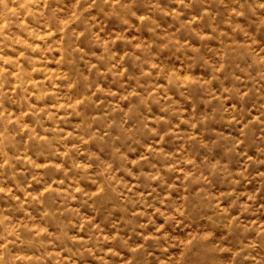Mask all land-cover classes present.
I'll return each instance as SVG.
<instances>
[{
  "label": "clouds",
  "instance_id": "1",
  "mask_svg": "<svg viewBox=\"0 0 264 264\" xmlns=\"http://www.w3.org/2000/svg\"><path fill=\"white\" fill-rule=\"evenodd\" d=\"M134 2L135 0H72L67 8L60 6L49 8L50 0H24L20 7H27L26 15L45 17L43 21L45 30L41 31L28 26L29 35L35 36L36 40L46 41L48 37L59 31L61 37L54 41V44L61 55L56 58V62L58 65L66 62L69 67H57L52 70V68L47 67L49 58L43 57V55L41 57L27 56L26 50L20 51L16 57H3L6 63L15 62V71L0 65V105L3 103L2 98L7 97L10 93H15L17 88H20L23 93H27L22 97L27 103V107L18 115H13L7 109L0 110V118L5 123L4 131L0 132V138H2L0 143L8 139L6 135L7 125L15 123L21 131L28 130L29 139L35 138L47 144L56 141L57 143L52 145L54 149L52 155L53 157H60L59 160L51 159L38 164L35 159L27 154L26 149L15 157L3 152V159H0V170L15 168L12 160H19L25 165L16 168L11 173L13 178L17 174L24 175L31 170V174L26 177L27 182L20 185L25 196V199L21 200L20 203L21 207L33 202L41 205L40 220L48 216H55L57 213L63 215L65 212H72L80 216L78 231L87 230L89 235L87 239H84L81 235L74 234L70 237L71 240L86 244L88 240L93 239V230H97L94 233L96 240L113 242L112 246L100 249L105 253L104 256L99 257L103 264H133L134 255L117 262L106 259L109 253L113 256H123V253L115 247L117 241L129 247V250L134 254L146 250L149 241L153 242V246L160 249L161 252L182 246L183 251L180 255L183 256L184 252L190 250L194 240L206 241L215 235L213 228L209 227L208 224H196L197 218L210 221L212 225L226 221L225 227L231 230L233 226H241V213L250 208L248 200L255 198L254 194L237 193L235 188L211 191L210 189L214 187L213 179L217 173H223L227 176L232 175V173L227 169V162L222 163L218 159L209 160L207 156L198 159V153L193 151L191 142L195 141L202 146L207 145L208 142L203 140L195 130L208 120L215 119V113L221 111L223 119L229 122L234 121L240 125L238 137H232L230 134L226 137L234 140L229 150H233L244 143L245 129L248 124L259 121L261 116H264V111L253 115L251 120L245 121L242 115L239 119L237 118L241 109H238L236 104L225 106L224 102L230 98L233 92L238 95L241 102L253 90L264 96V92H261V88H264V83H261L264 81V47L258 50L251 48L250 45L255 44L256 41H248L245 45L247 51L243 55H248L252 59L247 67H241L232 54L236 53L237 47L244 42L236 41L234 38L227 42L220 40L219 45L208 48L218 57L217 60L213 61L202 56L201 44H192L187 39L180 40L175 33H165L170 41L175 42L178 50L187 47L192 54L185 53L183 58L178 57L179 63L160 62L154 58L156 53H149L153 41L146 42L137 36L125 35L129 28L134 26L127 17L130 14L139 22L151 20L156 23L153 16L156 11H161L165 15L177 19L183 15V12L179 8H161L159 0H150L147 11L138 13L131 7ZM177 4L188 6L185 4V0H177ZM257 6L264 8V0H259ZM58 13L64 15H57ZM232 13L235 15L243 14L242 10L236 8L232 9ZM113 16H120L122 22L128 27L122 31L106 30L108 20ZM198 19L201 17L193 16L191 19L181 21V26L185 24L191 26ZM52 20L57 22V27L51 26ZM21 24H26V21L22 20ZM73 25L77 26L73 27ZM191 30L196 33L201 41L214 38L211 33L199 32L196 29ZM178 31L179 29H176V32ZM221 35L231 34L222 31ZM81 38L98 45L100 51L86 52L78 43ZM65 39L69 41L68 46H64ZM215 39H219V37H215ZM117 41H126L131 45V49L113 50ZM133 41L136 42L133 43ZM16 42L25 45L26 49L40 50L42 53L53 48V45L42 48L39 43H30L19 36L16 37ZM65 52H68L69 57H72L73 53H81L79 59L84 62L87 71H82L78 65L73 69L72 65L76 61L74 58L65 61ZM21 57L28 59L32 63V67L23 68ZM127 58L139 61L141 67V71L135 77V83L130 87H125L128 82L123 80V77L128 73V65L125 63ZM199 58H203L205 63L209 65L210 72L208 75H205L203 71H196V62ZM41 60L43 63H39ZM101 64L104 66L101 67ZM254 66L256 67L255 73L250 71ZM235 69H239L244 75L237 74ZM94 70L97 74L111 73L114 78L121 79L120 88L105 87L101 82L92 81L91 77ZM34 72H42L44 75L32 78L31 74ZM9 76L15 78L12 81V87L4 88L3 85L8 82ZM25 76L28 78L25 79ZM141 77L154 78L145 83L142 82ZM229 77H231L232 83L226 84L225 81ZM60 81L64 83H59ZM214 81H219V88L213 86ZM236 81H242V83L237 85ZM48 83L51 84V87H48ZM29 85L32 86L31 89ZM80 86H82L83 91L74 95L72 90ZM61 88L64 89L63 92L60 91ZM197 90L203 94L195 96ZM98 93L103 95L96 99ZM33 96L36 97L37 101L46 96H53L55 102L33 103L30 99ZM111 97L116 99H111ZM125 101L128 102L127 106L124 104ZM213 101H217L218 106H213L210 111L197 114L198 103L203 102L208 105ZM89 103L97 106L103 105L105 110L100 113H93L91 117L92 121L104 120L103 131L100 128H94L91 121L85 123L84 120L71 122L72 127L62 126L70 123L69 118L73 115H82V106ZM141 104L147 107V112L140 111L139 106ZM152 104L157 105L159 110L152 112ZM185 104H190V107H185ZM261 108H264V104L261 105ZM117 113L122 115L117 116ZM223 113H228V115L225 116ZM29 115L35 118V124L23 122L24 117ZM46 121L51 123H45ZM261 122L264 123V121ZM182 124L189 127L181 128ZM37 125L43 129L42 132L36 131ZM113 128L117 130L115 134L112 132ZM145 130L151 139L143 145V151L139 154L129 155V150H121V147L116 144L121 133L124 134L125 138L135 137L136 142H140L136 134L138 132L144 133ZM169 135L176 136L181 140V143L173 150L166 151L164 148L165 138ZM69 140L72 142L69 143ZM94 140L110 144L111 155L105 157L101 155L102 150L90 148L89 145ZM240 155L245 156L246 159L244 167L237 170V176L244 177L249 162L254 161L255 158L247 155L246 152H241ZM150 158L165 159L167 163L162 166L164 171L151 163ZM65 161H67V166ZM255 162L264 163V159ZM145 164L151 165L149 170H145ZM49 168L55 172L62 171L64 175L60 179H56L55 175H51L50 179H45L49 175L45 170ZM151 169H155V171ZM69 172H76L77 174L69 176ZM171 173H175V175L169 181L167 177ZM258 174L264 175V170ZM64 177H67V181ZM140 177H144L145 180L141 181ZM82 181H86L87 185H94V187H89ZM156 181L159 183H153ZM33 182L41 186L37 190L29 191V187L32 189ZM229 183L238 184L239 179L234 176ZM163 185H167V188L161 193L159 188ZM0 191L12 194V189L8 186L0 187ZM174 191L177 192L176 195H173ZM113 193L123 202L143 205L142 208H136L132 215L148 217L138 227L145 229L149 225L153 227L150 231L138 233L143 237L139 243L128 245L129 237L122 236L119 229L109 235L96 223H93L94 216L89 218L81 214L79 206L77 208L71 207L72 201H80L81 206L88 204L89 207H94L98 200H105ZM234 193V199L225 205L223 203L225 197L233 196ZM242 195H246L247 199L240 202L239 212L233 213L231 211L232 206ZM57 197L60 198L59 201H57ZM149 197L151 200L148 199ZM13 199L20 200V197L13 195ZM51 204L58 206L53 208ZM148 208H151L152 211H146ZM203 209H210L206 216L202 213ZM23 211L27 219L20 217L12 223H6L11 220V217L0 216V224L4 225L5 233L3 236L4 243L0 244V264H35L36 261L43 260L45 257H55L54 264H64L69 257L61 258L60 252L45 251L40 255L23 252L10 253L8 245L16 243V240H9L8 236H15L17 240L23 243L24 238H22L21 233L28 234V239L58 235L50 232L46 223L41 224L31 214L30 209L24 208ZM198 213L200 214L199 217L197 216ZM157 215L162 219L156 220ZM30 221L35 222L30 223ZM169 225H171V230L167 227ZM176 229H179L182 235L174 234ZM257 234L264 235V221H261L260 226L257 227ZM228 235H230V231L226 232L222 238H227ZM44 243L52 244L53 240L47 239ZM252 246L254 245H245V247ZM212 247H218L219 250L223 251L227 246H222L219 241H216ZM242 251H244L243 248L237 249V253ZM147 254L152 255L151 252ZM249 257L250 254H246L245 258ZM250 258L256 261V264H261L259 258ZM170 262L171 256L168 259L159 260L158 264H170ZM135 264H140V262L136 261ZM173 264H179V262H173Z\"/></svg>",
  "mask_w": 264,
  "mask_h": 264
},
{
  "label": "rangeland",
  "instance_id": "2",
  "mask_svg": "<svg viewBox=\"0 0 264 264\" xmlns=\"http://www.w3.org/2000/svg\"><path fill=\"white\" fill-rule=\"evenodd\" d=\"M72 0H50L49 8L54 6H60L67 8L70 5ZM259 0H185V4L188 6L185 7L184 4H177V0H159L161 8L172 9L179 8L182 10L183 15L177 19L170 15H165L161 11H156L153 13L156 23H153L151 20H145L139 22L135 17L128 15V19L134 25L129 28L128 32L125 33L126 36H137L140 39L147 41H153L152 47L149 50V53H156L154 57L160 62H166L168 64L179 63L180 60L177 59L183 58L185 53L191 55V50L187 47L179 49L174 41H170L169 37L165 33H175L180 40H189L192 44H201V54L203 57H207L211 60H217L218 57L214 55L213 52L208 50L209 47H215L219 45L220 40L225 42L235 39L236 41L244 42L243 44L237 47V52L232 55L235 56L236 62H239L241 67H247L248 63L251 62V57L248 55H243L247 48V42L250 40H255L256 43L250 45L251 48L260 49L264 47V8L258 7ZM24 3V0H0V65L9 68L12 71H15V62H5L3 57H16L20 51L26 50V55L31 57H47L49 62L47 67L54 68H67L69 65L65 62L62 64H57L56 58L61 55L59 49L55 46L54 41H57L61 37L59 31L51 37H48L45 40H36L35 36L29 35L27 27L38 29L44 31L45 17L34 16L31 14L26 15L27 7H20ZM7 6V7H6ZM31 6V5H29ZM150 6V0H135L131 7L139 12L147 11ZM242 10V15H235L232 13V9ZM95 11V9H93ZM57 15H64L63 13H58ZM193 16L201 17V19L196 20L191 26L185 24L181 26V21L191 19ZM26 21V24H21V21ZM159 25V26H157ZM52 27H57V22L55 20L51 21ZM77 25H73L76 27ZM128 25L122 22L120 16H113L109 18L107 29L108 31L112 29L122 31ZM155 29V31H153ZM176 29H179L176 32ZM191 29H196L199 32L211 33L212 39H207L201 41L199 37ZM229 33L231 35H221V32ZM22 37L28 40L30 43H39L42 48L47 47L48 45H53L52 50L41 52L40 50L32 51L31 49H26L25 45L16 42V37ZM219 37V39H215ZM136 41H133L135 43ZM81 47L85 49L86 52L90 51H100V47L87 41L85 38H81L78 41ZM10 45V47H9ZM69 41L65 39L64 46H68ZM125 48L131 49V45L126 41H117L114 45L115 51H123ZM70 50V49H69ZM139 51V50H138ZM79 52L73 53L72 57L68 56V52L64 53L65 61L68 59L74 58L76 63L72 65L73 69L78 65L82 71H87V67L84 65V62L79 59ZM93 59H95L93 57ZM22 66L25 69L32 67V63L28 59L21 57ZM43 63V61H39ZM125 63L128 65V73L123 77V80H126L128 83L125 87H130L135 83V77L141 71L140 62L134 61L132 58H127ZM104 65L101 64V67ZM147 67V65H144ZM155 72V70H153ZM196 71H203L205 75H208L210 72L209 65L205 63L203 58H199L196 62ZM236 73L239 75H244L240 72L239 69H235ZM253 73L256 71L254 66L250 69ZM32 78H38L44 75L42 72H34L31 74ZM223 75V74H221ZM25 79L28 77L25 76ZM154 77H141L142 82H147ZM14 77L9 76L8 82L3 85L4 88H11L12 81ZM92 81L101 82L105 87L111 88H120L122 83L121 79L114 78L111 73L97 74L95 70L92 73ZM59 83H64L60 81ZM226 84L232 83L231 77L225 81ZM242 81H236V84L239 85ZM261 83H264L262 81ZM213 86L219 88V81H214ZM31 85L29 88L31 89ZM48 87H51V84L48 83ZM61 92L64 91L63 88L60 89ZM80 91H83L82 86L77 89H73L72 92L74 95L79 94ZM261 92H264V88H261ZM200 90H197L194 94L195 96L202 95ZM27 93H23L20 88H17L15 93H10L7 97L2 98L3 103L0 105V110L7 109L12 112L13 115H18L26 107L27 103L22 99ZM103 94L98 93L96 99H99ZM33 103L45 104L55 102L53 96H46L42 100L37 101L36 97H30ZM111 99H116L111 97ZM136 99V98H134ZM127 101L124 102L127 106ZM236 104L238 109H241L237 118L239 119L240 115L244 117V120H251L253 115L258 114L261 111H264V108H261V105L264 104V96H261L255 90H253L244 100L241 102L238 95L233 92L228 100L224 102V105ZM213 106H218L217 101H213L211 104L205 105L203 102L197 104L196 112L200 114L204 111H210ZM185 107H190V104H185ZM83 112L82 115L77 116L73 115L70 117V123L63 124L64 127H72L71 122H79L84 120L85 123L89 121L92 122L94 128H100L103 131L104 120L97 119L95 121L91 120L93 113L103 112L105 109L103 105H94L92 103L82 106ZM140 111L147 112L148 109L145 105L141 104L139 106ZM152 112L158 111V106L155 104L151 105ZM117 116L122 115L117 113ZM223 115H228V113H223ZM264 116H261L259 121H253L249 123L245 129L244 143L238 145L235 149L229 150L231 145L234 143V140L226 138L229 134L232 137H238L240 135L239 128L240 125L233 122H229L222 118L221 111L215 113V119H210L207 122L199 125L195 130L200 134V137L207 141L206 146H202L200 143L191 142V146L194 152L198 153V159L202 156H207L209 160H219L222 163L227 162V169L232 175L227 176L223 173H217L213 179L214 187L210 189L211 191H223L229 188H235L236 192H244L247 194H254L255 198L248 200L250 208L241 213L240 221L241 226H233L231 230L225 227L226 221H222L215 225H212L210 221L202 220L197 218L196 224H208L209 227H212L215 235L209 240L200 241L194 240L190 247V250L184 252V255L181 256L180 253L183 251L182 246H177L170 248L167 252H161L160 249L153 246V242H148V247L146 250L132 253L129 250V247L123 245L121 242H115V247L118 251L123 253V256H113L109 253L106 256V259H110L113 262L120 261L122 259H127L129 256H135V260L139 261L140 264H158V261L161 259H168L171 256L170 264L173 262H179V264H256V261L250 257H257L260 259L261 264H264V235L257 234V227L260 226L261 221H264V175H259L262 170H264V163H256L255 161L264 159ZM24 123L35 124V118L32 116H26L23 120ZM45 123L50 124V121ZM188 125H181V128H187ZM5 128V123L2 118H0V132H3ZM37 132H42L43 129L37 125ZM113 134L117 132L115 128L112 129ZM7 140H4L3 143H0V159H3V152H7L9 156L15 157L17 154H21L23 150H27V154L30 155L33 159L37 161L38 164H42L46 160L56 159L59 160L60 157H53V144H56V141H53L52 144H47L40 142L35 138L29 139V132L27 129L21 131L19 126L15 123L7 125ZM51 135V133H49ZM139 137L140 142H136V138H125L124 134H120V139L116 141V144L121 147V150H129V155H136L139 152L143 151V145L148 143L151 139L147 134L146 130L144 133L138 132L136 134ZM2 139V138H0ZM166 142L164 148L166 151H171L174 148L178 147L181 143V140L176 136L169 135L165 138ZM215 140V143H213ZM69 143L72 141L69 140ZM90 148L94 150H102L101 155L108 157L111 155V145L104 143L98 140H94L89 145ZM134 150V151H133ZM241 152H246L247 155L255 158L254 161L249 162V167L247 169L246 176L238 177L237 170L244 167L245 156L240 155ZM151 163H154L161 171H164L163 165L167 161L163 158H150ZM12 163L15 164V168H5L0 170V187H9L12 189V194H7L3 191H0V216H9L11 217L10 221L6 223H12L18 220L20 217H25L27 219L24 208H28L31 211V214L40 221L41 224L46 223L50 232L58 234L54 237H43L28 239V234L21 233L24 242L21 243L20 240H17L15 236H8L9 240H16V243H10L8 245L10 253H20L40 255L45 251H54L60 252V257H69L68 260H65L64 264H103V261L99 257L104 256L100 249L108 248L112 246L113 242H100L95 239V231L93 230V239L88 240L87 243L80 241H73L70 239L72 235H81L84 239H87L89 233L87 230L83 231L82 229L78 231V224L80 221V216L75 215L72 212H65L63 215L57 213L55 216L45 217L43 220H40L41 216V205L33 202L32 204H25L21 207L20 201L25 199L24 190L21 189L20 185L25 184L26 177L31 174V170L24 175L17 174L15 178L11 175L16 168L24 167L25 165L19 160H12ZM67 166V161H65ZM145 170H149L151 165L145 164ZM38 171L40 169H37ZM138 170V169H134ZM155 171V169H151ZM49 173L45 179H50L51 175H55L56 179H60L63 176V172H55L51 168L46 169ZM77 174L76 172H69L68 175L72 176ZM175 173L168 175V180L172 179V176ZM239 179L238 184L229 183L233 177ZM67 181V177H64ZM131 179V177H128ZM141 181H144V177H140ZM19 181V184H17ZM87 185L86 181H82ZM153 183H159L158 181ZM41 185L33 182L32 189L29 187V191L37 190ZM89 187H94V185H87ZM167 188V185H163L159 188V191L163 193ZM139 191V189H137ZM177 192L174 191L173 195H176ZM13 195L20 197V200L13 199ZM131 195V194H129ZM155 195V194H154ZM235 193L233 196L225 197L223 203L225 205L231 203L234 199ZM134 198V197H133ZM30 199V198H28ZM57 197V201H59ZM151 200V197L148 198ZM247 199L246 195H242L236 200L235 204L232 206L231 211L233 213L239 212L240 202ZM91 203V202H89ZM57 204H51V207H57ZM79 206V211L81 214L95 217L93 223H96L104 232L109 235L113 232L120 230L121 235L129 237L127 244L133 245L139 243L143 237L138 235V233L150 231L153 227L149 225L147 229L140 228L138 225L147 220V216L136 215L133 216L132 212L136 208H142L143 205L131 202L121 201L116 194H110L105 200H98L94 207H89L88 204H83L81 206L80 201H72L71 207L77 208ZM146 211L151 212L152 209L148 208ZM210 209H203L202 213L204 216L208 214ZM199 213L197 216L199 217ZM156 220H161L162 218L158 215L155 217ZM255 221V223H253ZM35 221H30V223ZM83 224V221H81ZM251 225L250 227H247ZM171 230V225L167 226ZM195 227V225H194ZM230 231V235L227 238L224 237L226 232ZM4 225L0 224V244L4 243ZM174 234H181L179 229H176ZM182 235V234H181ZM47 239H52V244H45L44 241ZM216 241L220 242V245H226L225 250L221 251L218 247H212ZM162 242V241H161ZM245 245H254L252 247H245ZM243 248L244 251L237 253V249ZM64 249L63 251H60ZM91 249V250H89ZM151 252L152 255L147 253ZM246 254H250L249 258H245ZM55 257H45L43 260L36 261L35 264H54Z\"/></svg>",
  "mask_w": 264,
  "mask_h": 264
}]
</instances>
